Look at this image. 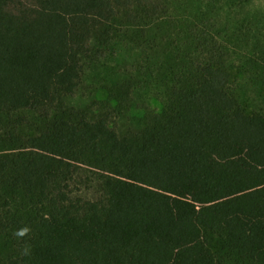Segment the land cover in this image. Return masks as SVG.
Returning <instances> with one entry per match:
<instances>
[{
	"label": "trees",
	"instance_id": "16d2710c",
	"mask_svg": "<svg viewBox=\"0 0 264 264\" xmlns=\"http://www.w3.org/2000/svg\"><path fill=\"white\" fill-rule=\"evenodd\" d=\"M263 12L0 0V264H264Z\"/></svg>",
	"mask_w": 264,
	"mask_h": 264
},
{
	"label": "rangeland",
	"instance_id": "374dc122",
	"mask_svg": "<svg viewBox=\"0 0 264 264\" xmlns=\"http://www.w3.org/2000/svg\"><path fill=\"white\" fill-rule=\"evenodd\" d=\"M257 4H260V7L262 9L263 12V8H264V0H257ZM259 8V7H258ZM184 10L180 7L179 8V12L182 13ZM264 13V12H263ZM121 52L118 53L116 55V57L110 61L106 63V67L102 68V75L100 77H98V74L100 72H94L96 74V76L98 77V81L94 80L93 78L89 77L87 79V85L92 84L93 85V89L92 91L90 90L89 92H92V96L97 99L98 101H104L107 98V90L104 89V87H114L115 83L117 82V80L119 79V77H121L120 73L117 72L116 70L113 72H107V67L108 66H115L117 63L119 65H121L122 67L125 66H129L131 63H143V58L142 55L136 51L133 46H127L125 48H123V50H120ZM131 66V65H130ZM98 88L99 90L97 91H93L95 88ZM79 104L80 105H84L86 103L90 102L89 99V94L88 92H86V96L82 99L79 100ZM100 108V107H98ZM97 109V108H96ZM103 109V108H102Z\"/></svg>",
	"mask_w": 264,
	"mask_h": 264
},
{
	"label": "clouds",
	"instance_id": "9594fccd",
	"mask_svg": "<svg viewBox=\"0 0 264 264\" xmlns=\"http://www.w3.org/2000/svg\"><path fill=\"white\" fill-rule=\"evenodd\" d=\"M30 231H31V229H30L28 226H25V227H22V228L17 229V231L14 233V235L17 236V237H21V238H22V237L28 235V234L30 233ZM23 253H24L25 255L30 254V249H29V247L26 246V247L23 249Z\"/></svg>",
	"mask_w": 264,
	"mask_h": 264
}]
</instances>
